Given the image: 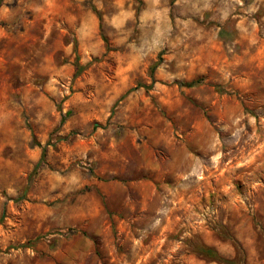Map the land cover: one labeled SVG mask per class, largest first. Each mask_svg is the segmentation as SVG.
I'll return each instance as SVG.
<instances>
[{"label":"rangeland","instance_id":"374dc122","mask_svg":"<svg viewBox=\"0 0 264 264\" xmlns=\"http://www.w3.org/2000/svg\"><path fill=\"white\" fill-rule=\"evenodd\" d=\"M201 246L264 264V0H0V264Z\"/></svg>","mask_w":264,"mask_h":264},{"label":"trees","instance_id":"16d2710c","mask_svg":"<svg viewBox=\"0 0 264 264\" xmlns=\"http://www.w3.org/2000/svg\"><path fill=\"white\" fill-rule=\"evenodd\" d=\"M197 84H198V82L194 81V82L186 83L185 86L188 88H192V87L196 86ZM199 252L204 257H206L212 261H216L218 263H221V264H245L244 258H242L240 250L237 252V256L233 259L222 258L216 250H214L213 248H210V247H206V246L199 247Z\"/></svg>","mask_w":264,"mask_h":264}]
</instances>
